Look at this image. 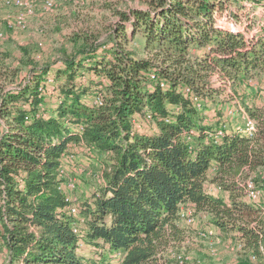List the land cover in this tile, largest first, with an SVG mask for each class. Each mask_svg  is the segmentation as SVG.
Here are the masks:
<instances>
[{
  "label": "trees",
  "instance_id": "1",
  "mask_svg": "<svg viewBox=\"0 0 264 264\" xmlns=\"http://www.w3.org/2000/svg\"><path fill=\"white\" fill-rule=\"evenodd\" d=\"M234 1L143 0L145 9L119 11L104 34H73L57 63H33L24 78L21 61L0 52L3 264H176L167 250L184 243L179 215L189 208L248 259L259 255L264 207L244 196L248 181L264 182V105L245 106L251 137L230 126L214 141L226 121L220 110L204 114L218 94L213 75L236 83L264 74V40L216 20ZM71 145L107 160L103 182L80 204L58 175Z\"/></svg>",
  "mask_w": 264,
  "mask_h": 264
},
{
  "label": "rangeland",
  "instance_id": "2",
  "mask_svg": "<svg viewBox=\"0 0 264 264\" xmlns=\"http://www.w3.org/2000/svg\"><path fill=\"white\" fill-rule=\"evenodd\" d=\"M41 1L43 0H38ZM49 1L53 4L52 11L48 13L37 11L33 17L27 19V30L18 32L7 27L8 21L14 22L16 10L4 7L3 0H0V34H2L0 52L6 53L14 65L18 64L17 61H21V78L26 76L33 63L38 66H53L57 63L61 49L67 45L68 39L73 34L85 30L100 31L104 34L118 20L119 11L146 8L143 0ZM229 6L228 12L216 16L222 28L242 32L249 41L264 40V0H259L258 3L235 0ZM211 85L218 94L214 104L210 106L211 109L206 110L207 115L211 119L218 115L220 110L227 127H242L243 116H247L245 106L264 105V74L255 76L247 82L236 83L221 80L219 75L215 74L211 77ZM53 99L48 105L52 104ZM230 111L235 112L236 115L230 116ZM233 121H236L237 125H234ZM69 154H73L75 160L73 169L67 167V176L75 187L73 190H66V193L74 202L80 204L89 198L100 184L102 167L107 160L93 150L76 145L70 148ZM245 200L247 201L244 196ZM261 206L264 207V202ZM202 216L204 215L196 216L195 222L191 225L179 223L185 231V241L177 251L189 256L187 264H253L247 256L234 249L233 241L223 240L219 236L220 243L216 247V256H210L206 242L198 236V231L206 229L209 225V219H203ZM89 250L90 247L84 245L79 252L91 254ZM91 256L93 260H100L95 252ZM110 264H116L115 260Z\"/></svg>",
  "mask_w": 264,
  "mask_h": 264
},
{
  "label": "built area",
  "instance_id": "3",
  "mask_svg": "<svg viewBox=\"0 0 264 264\" xmlns=\"http://www.w3.org/2000/svg\"><path fill=\"white\" fill-rule=\"evenodd\" d=\"M37 2L38 0H3L4 7L16 10V17H15L14 22L11 23L10 21H8L7 27L15 31H18V32L26 31L28 27L27 19L33 17L37 13V11H42L44 13H48L52 11L53 4L51 1L43 0L41 2H38V6H37ZM0 37L2 38V34H0ZM44 83H45L44 87L51 86L53 84V80L51 77H48L46 78ZM43 89L40 88L39 91H42ZM96 103H99V99H96ZM198 107L200 106L198 105ZM232 113L233 112L230 111L229 115H231ZM241 129L244 135L251 137L255 133V130H256L255 122L250 120L248 116H243V125ZM225 130H226V126L224 125L222 128L217 130L214 134H210V138H213L214 141L220 140ZM195 134H196L195 132L190 133L191 136H194ZM189 138L190 137H188V139ZM74 160L75 158L73 154H67L63 156L61 159V165L58 171L59 177L65 179L64 193L67 195V199L71 201L73 200L66 193V190H73L75 185L73 181L67 176V167L70 166L71 169H73ZM102 182L103 181L101 180L100 184ZM245 197L247 199V201L245 200L246 202H249L250 204H253L257 207H262L261 204L262 202H264V182L260 186H258L253 181H248L245 185ZM67 211L69 215L77 219V221L73 225V232L75 234H78L79 224L83 222V220L79 218L78 205L76 203L71 204L67 208ZM179 218L181 222H184L187 225H191L195 222L196 216L193 210L189 208V209H182V211L180 212ZM198 236L206 242L209 255L216 256V252H217L216 247L217 245H219L220 239L218 235L215 234L214 228L207 227L204 230L198 231ZM233 246H234V249L237 251H240L242 249V245L239 243H233ZM82 247H83V242H79V249H81ZM167 254L172 260L175 261L176 264H186L189 260V256L179 253L173 247H170L167 250ZM117 257H120V254H117ZM249 259H250V262L253 264H257L260 262H263L264 264V246H260L259 255L252 254L250 255Z\"/></svg>",
  "mask_w": 264,
  "mask_h": 264
},
{
  "label": "crops",
  "instance_id": "4",
  "mask_svg": "<svg viewBox=\"0 0 264 264\" xmlns=\"http://www.w3.org/2000/svg\"><path fill=\"white\" fill-rule=\"evenodd\" d=\"M46 102L47 103H49V100L47 99L46 100ZM233 112V111H232ZM207 114V111L205 110V112H204V114ZM236 115V113L235 112H233L230 116H235ZM212 119V118H211ZM232 123H235L234 125H237L236 123V121H233ZM231 125H233V124H231ZM230 131V126H228L227 127V125H226V130H225V132H229ZM70 148H73V145H71L70 146ZM100 156H102V155H100ZM103 168V167H102ZM214 168H212L209 172H208V176L209 177H211L213 174H214ZM207 190L208 191H211L210 193L211 194H213L214 196H221V197H223L224 199H226V196H225V194H223V193H221V192H219V191H217V190H215V188L212 186V185H209L208 186V188H207ZM248 204H249V202H247ZM202 218L203 219H209L208 217L206 218V216H202ZM208 227H212L211 225H208ZM214 231H215V234L216 235H220V232L218 231V230H216V229H214ZM230 241V240H229ZM90 251V250H89ZM7 252H6V250H5V248H2V247H0V264H3L4 263V261H5V259H6V254ZM83 255H85V256H90L91 257V255L88 253V254H83ZM115 262H116V264H120V262H119V260L118 259H116L115 260Z\"/></svg>",
  "mask_w": 264,
  "mask_h": 264
}]
</instances>
